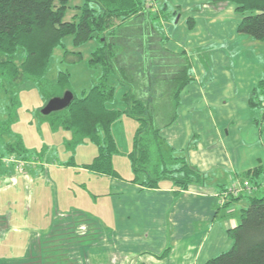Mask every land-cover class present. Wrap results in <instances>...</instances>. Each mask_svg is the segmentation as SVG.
Returning a JSON list of instances; mask_svg holds the SVG:
<instances>
[{
	"label": "crops",
	"instance_id": "0c3cea01",
	"mask_svg": "<svg viewBox=\"0 0 264 264\" xmlns=\"http://www.w3.org/2000/svg\"><path fill=\"white\" fill-rule=\"evenodd\" d=\"M157 4L166 12L171 8L161 0ZM217 5L210 0L184 8L174 3L178 18L167 28L169 36H176V53L193 50L197 57L190 61L194 78L181 94L177 120L162 137L204 179L188 190L179 191L170 181L152 189L49 158L27 164L22 173L5 163L0 166V262L27 264L31 244L48 238L64 215L97 223L93 243L88 236L79 237L84 238L73 255L77 264H204L232 247L229 230L239 223L248 198L225 206L230 201L225 193L248 171L264 168V133L249 104L252 88L264 79L256 74L236 78L220 69V79L216 72V79L213 74L206 77L207 70L199 64L207 45L238 37L240 19L235 20L234 6ZM211 56L212 69L232 65L221 46L211 50ZM84 224L80 228L85 230Z\"/></svg>",
	"mask_w": 264,
	"mask_h": 264
},
{
	"label": "trees",
	"instance_id": "16d2710c",
	"mask_svg": "<svg viewBox=\"0 0 264 264\" xmlns=\"http://www.w3.org/2000/svg\"><path fill=\"white\" fill-rule=\"evenodd\" d=\"M147 2L81 0L76 7L78 13L71 21H64L70 0H0V88L28 79L43 84L52 54L64 46L65 38L72 37L75 46L94 41L97 45L88 63L91 68L101 67V73L88 90L73 93L74 101L68 108L43 117H48L54 128L63 127L72 133L68 142L71 149L91 143L98 154L90 162L79 163L72 157L60 165L84 168L146 188H159L161 182L170 181L177 190H188L204 177L186 156L167 144L162 131L177 120L181 94L193 80L191 62L184 53L167 49L162 23H154L159 16L152 19ZM210 2L232 4L240 16L238 33L264 43V0ZM64 53V61L76 64L81 60L79 53ZM53 89L52 97L72 89L69 72H59ZM249 104L264 133V80L252 88ZM12 116L11 111L9 119L0 122V166L5 164L1 160L5 157H17L26 165L48 160V147L42 153L26 148L12 129ZM123 118L136 124L132 150L124 154L131 164L132 179L125 178L114 165L115 156L121 154L114 125ZM4 132L15 138L6 142ZM245 178L256 184L264 182V168L248 171ZM244 197L248 204L237 226L229 230L232 247L204 264H264V190L251 196L229 197L225 206ZM88 237L93 243L95 234ZM81 239L78 237L77 243Z\"/></svg>",
	"mask_w": 264,
	"mask_h": 264
},
{
	"label": "rangeland",
	"instance_id": "374dc122",
	"mask_svg": "<svg viewBox=\"0 0 264 264\" xmlns=\"http://www.w3.org/2000/svg\"><path fill=\"white\" fill-rule=\"evenodd\" d=\"M161 1H164L169 7H171L167 12L165 11V17L163 15V8L157 4V0H148L147 10L148 12H152V19H154V15L159 16V20L154 19L153 21L156 24L162 23L160 29L167 38L165 46L170 52L176 53L177 50L174 45L177 44L175 39L176 36H169L170 34L168 30L170 24L174 25L177 21L174 20L176 17H174L173 5L174 3H180L184 8L187 3L196 0ZM80 4L81 0H70L69 9L64 21H71L73 19L78 13L76 7ZM226 4L230 3H218L217 6H223L225 8ZM236 19H240L238 14H236L235 20ZM172 20L173 22H171ZM168 23L169 25L167 27L166 24ZM221 40L223 39L220 38L219 41L215 40L213 43L216 44L214 45L208 44L207 54L202 53L200 55L201 63L199 65L207 70L208 73L206 77L213 74V78L216 79L215 75L218 73V78L220 79V69L234 73L235 75H233L236 76V78H239V74L242 78H247L248 76L254 77L256 74L257 79H264V43L240 33H238L237 39L233 42H231V39H226L223 40V44L221 43ZM63 42L64 48L57 47L52 54L49 69L46 73L43 84L40 83V81L28 79L17 83H5V89L0 88V122L9 119L12 111L13 120L15 119L12 129L23 139L26 148L30 151L42 153L47 151L46 147H50V151L46 152L47 155L45 156L49 159H54L59 162H67L74 157V160L77 162H90L98 154L97 147L94 144L86 143L71 149L68 142L72 139V133L65 130L63 127L54 128L49 124L50 120L48 117H43L41 113V110L45 107L48 101L53 98L51 93L54 91V84L58 80V74L60 71L69 72L72 89L65 90L58 97L63 96L66 91H71L79 95L83 90H88L92 86L96 76L102 71L101 67L91 68L88 63L89 58L91 57L90 54L97 45L94 41H90L82 46H75L72 37H67ZM219 46L226 50L227 56L232 65L231 67H228V65H226L227 67L221 65L217 67L216 65H213V70L211 50L212 53H214ZM65 51H69L72 56H75L74 54L78 53L81 54L80 62L73 64L69 62L70 60L64 61ZM183 53L184 52L182 51L177 54ZM195 53L196 52H193V50H191V52L188 51V55L184 53V57H190L191 59L189 58V60L192 62L193 58L197 57V54ZM248 64H252V66ZM191 67L194 68V64H192ZM210 69L212 70L211 72ZM119 94L121 97L122 92ZM14 98H16V100ZM134 128L135 122L126 118H123L114 125V136L123 153H128V151L130 152L132 150ZM3 134V139L6 142L15 138L14 135H8L7 132H4ZM114 165L124 177L129 178L133 175L130 161L127 156L122 154L115 156ZM83 221L86 223L84 224L86 227L85 230L80 228V224H82ZM96 224L97 223L94 220H88L87 218L83 219V217H80L78 221L69 219L65 215L62 218H58L54 223L52 232L47 235L49 236L48 238L44 237L42 240L38 238L33 244H31L32 246H30L31 248L27 256V264H77L75 261L76 258L73 259V255H76L78 249V243L76 240L80 236L87 237L88 234H94L97 229ZM1 226L0 232L3 231V227ZM84 232L85 235H79ZM115 253L116 252L113 254ZM40 259L41 261H39ZM0 264H10V262L2 261ZM105 264L119 263L110 260ZM128 264H137V262L131 261Z\"/></svg>",
	"mask_w": 264,
	"mask_h": 264
},
{
	"label": "built area",
	"instance_id": "2783aa9c",
	"mask_svg": "<svg viewBox=\"0 0 264 264\" xmlns=\"http://www.w3.org/2000/svg\"><path fill=\"white\" fill-rule=\"evenodd\" d=\"M3 163L14 164L18 172L24 171L25 161L18 159L17 157H5L1 159ZM264 190V182L253 183L250 179L245 178L243 180H237L233 182L226 191L227 197L239 198L242 196H251L257 192Z\"/></svg>",
	"mask_w": 264,
	"mask_h": 264
},
{
	"label": "water",
	"instance_id": "95a60500",
	"mask_svg": "<svg viewBox=\"0 0 264 264\" xmlns=\"http://www.w3.org/2000/svg\"><path fill=\"white\" fill-rule=\"evenodd\" d=\"M74 101V94L71 91H66L61 97L51 98L45 107L41 110L42 115L49 116L54 112H59L68 108Z\"/></svg>",
	"mask_w": 264,
	"mask_h": 264
}]
</instances>
